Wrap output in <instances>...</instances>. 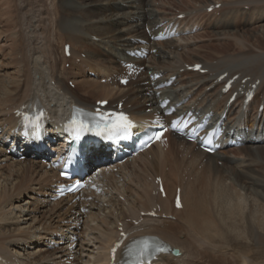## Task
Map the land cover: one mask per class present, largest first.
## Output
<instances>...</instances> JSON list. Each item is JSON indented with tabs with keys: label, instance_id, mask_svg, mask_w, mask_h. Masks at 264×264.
Listing matches in <instances>:
<instances>
[{
	"label": "bare ground",
	"instance_id": "bare-ground-1",
	"mask_svg": "<svg viewBox=\"0 0 264 264\" xmlns=\"http://www.w3.org/2000/svg\"><path fill=\"white\" fill-rule=\"evenodd\" d=\"M18 1L22 2L23 0ZM10 2L11 0H4L5 4ZM218 3L225 5L221 0H57L56 29L57 31L62 29L61 37L68 39L66 42L63 40L62 43L63 55L65 44L69 43L72 47V56L67 58L64 55L66 62L73 63L72 72L66 74L62 71V75L52 73L49 58L40 52L31 57L33 62L31 68L22 67L19 71L17 70L19 72L18 80L12 78L13 81H10L9 85L3 83L0 85V128L2 131L4 130L0 135V223L8 221L15 224V228L11 229L13 237L8 241L9 246L0 247V256L5 260L8 259L10 261L9 263L7 260L8 264H63L64 260L71 255L68 247H59L58 249L41 247L45 233L46 236L50 235L51 240L56 241L58 232L65 235L69 232L77 234L82 239L86 237L85 247L83 240L74 251L76 264H109V251L114 243L120 240L117 230L119 221L124 222V226L129 232L136 230V234L130 236L125 244L133 237L155 235L181 251L179 256H174L171 252L161 254L158 260L151 264H224L216 255L223 250V247H206L210 243L205 244V247H200L201 243L198 244L199 247H192L191 243L201 240L206 242V238L215 240L214 235L224 232L223 222H221L222 214L232 204L218 199L208 201L203 198V194L211 190V185L214 186L220 183L219 181L227 182L222 173L231 174L233 176L231 183L234 185L243 182L259 185L257 182L260 177L255 175L251 164L255 160L258 162L264 160V116H258V110L264 104V46L256 50L245 48L234 50L233 45L227 41L224 44L223 55L212 58L208 53H201L206 50L208 45L201 27V24L203 26L205 24L200 21L198 10L201 8L204 11L206 6ZM235 3L252 6L251 4H264V0H235ZM44 4L46 5L45 0L35 1L33 8L38 7L37 15L30 18L31 23L38 24L39 22L40 24L43 18L41 16ZM18 8L22 12V7L18 6ZM177 10L180 11L177 12ZM194 11L195 14H193ZM240 11L241 9L225 11L220 7L213 11L215 16L220 14L214 19L209 13L211 14L209 17L215 20V29L213 28L215 33L213 34L217 39L233 38L231 32L225 31L224 28L229 22H235L238 19ZM22 13L21 24L27 21L26 15L24 12ZM180 13H187V16L184 19H176ZM165 20L179 23L182 32H190L194 27L200 28L190 36H182V34L178 39L151 43V48L156 49V53L147 60L139 61L141 65L152 70L153 74H163V77L157 80L155 85L161 81H167L171 76H176L172 86L157 90V92H161L158 97L156 94L148 95L155 87L151 82L147 85L137 82L135 88H130V86L122 88L115 86L113 82L112 84L100 82V76L107 78L104 75L106 70L111 69L117 73L122 69L121 61L130 60L127 51L133 47L134 38L148 39V33L144 32L146 26L152 30ZM21 31L19 30V32ZM42 40L41 42H43ZM19 41V39L16 40V43L14 40L16 45L19 44ZM32 44L34 43L32 42ZM79 48L84 49L80 51L87 53V58L79 59L78 63L80 56L77 51ZM232 50L234 51L232 52ZM191 52L197 53L195 56H191ZM10 56L13 55L10 54ZM18 58H20L19 54ZM15 59L17 60V58ZM186 63L190 65L203 63L204 68H208L209 71L205 74L181 72ZM89 70L97 74L95 78L88 75ZM111 70H109L110 73ZM225 72H229V77L240 73L239 82L248 76L251 77V82L257 79L261 80L256 96L248 106L244 107L243 98L238 97L228 111L229 131L233 129L245 137L244 146L231 149H236L237 152L245 151L248 157L230 154L228 149L209 155L194 150L191 144L181 148L182 143L172 138L166 153L163 150L162 152L155 150L159 147H153L140 154L135 160L126 161L121 166H117L119 171L103 180L106 188L105 196L97 198V203L96 200L92 202L89 212L82 213L78 209L75 212L71 211L75 209V204L70 205L73 197L57 202L51 201L52 183L58 177V170L45 169V165L40 160L19 161L7 154V137L11 133V128L16 127L13 111L29 102L45 104L48 107L51 115V120L48 123L50 129L58 127L57 118L70 113L73 105L93 109L98 100L109 99L112 103H117L124 97H127L126 109L137 120L149 117L150 114L146 111L149 106H146V103L156 106L159 104V98H170L171 105L180 104L178 108L180 111L194 108L196 111L204 113L213 112V118L219 119L227 109L226 103L231 95V92L227 95L222 94V84H215L217 77ZM109 76L113 77L112 74ZM66 78L68 81L73 80L76 90L64 83ZM54 80L55 83L52 84ZM78 92L81 93V96ZM82 95L86 97L98 96V98L90 102L84 100ZM141 96L142 99H139ZM131 103L132 106L129 108ZM252 106L255 112L250 119ZM247 127L249 131H246ZM60 146L62 147L63 144ZM179 147L182 150L180 154L187 157L176 158ZM96 153L95 150L94 156H89L90 165L95 161ZM205 158H207L206 162H204ZM138 161H142V163L138 165ZM219 161H223L222 167L218 165ZM233 161L236 165L231 164ZM3 163L10 170L8 174L2 172L3 169L1 171ZM130 163H135L136 167L129 168ZM168 163L171 177L166 180L163 177L168 196L162 198L159 193H156L158 186L153 178L157 174L156 167ZM102 164L104 163L100 161L98 166H104ZM200 165H202L203 171L213 172L221 177L216 182H209L198 177L199 187H192L190 181L184 184L186 175L192 177V173ZM141 171L144 172L143 176L145 175L143 180H140L142 178V175H139ZM173 182L174 191L170 187V183ZM178 187L182 189V209L174 208V196ZM14 192H16V196L12 198L11 194ZM197 194L200 196L197 197ZM121 196L124 197V201L120 199ZM238 202L240 204L242 200ZM64 206L70 209L64 210ZM155 206L162 208L159 218L145 216L139 225L132 229L129 228L132 223L126 222L128 217L137 216L136 218H138V215L143 211H149ZM166 210L168 212L165 213ZM163 213L167 217L173 213L175 218L163 219ZM44 217L46 219L42 222ZM60 218L61 220L70 218L79 221L82 219L83 224L81 228L80 226L70 228L71 224H67L65 229L60 230L58 224ZM45 223L46 227L43 226ZM82 229V233H85L83 236L80 235ZM182 234L186 235V239H181ZM87 245L89 247H86ZM187 245L190 247H186ZM224 261L227 260L224 259ZM240 261L243 264H249V258L246 256L241 257ZM0 264L3 262L0 261Z\"/></svg>",
	"mask_w": 264,
	"mask_h": 264
},
{
	"label": "rangeland",
	"instance_id": "rangeland-1",
	"mask_svg": "<svg viewBox=\"0 0 264 264\" xmlns=\"http://www.w3.org/2000/svg\"><path fill=\"white\" fill-rule=\"evenodd\" d=\"M35 1L34 0H23L22 2H20L18 0H11L10 3L5 4L4 0H0V73H1L0 79L3 80V81L2 80L0 81L4 84H7V83L9 84L10 81H13L12 78H16L18 80L19 69L22 67H27V69L31 68L33 65V62L31 60L32 55H35L36 53H40V52L42 54H45L49 58V62H50L49 64L51 65L50 67H51L52 73L53 72L56 74L60 73V75H62V71H64V73L66 72L67 74V72H72L71 70H73L72 62L71 61L66 62V60L64 59L63 51H62L63 40L66 42L68 39H64L61 37L62 31H63L62 29L59 31H57L56 29V17L55 16L57 15H56L55 9H56L57 0H45L46 8L43 9V13L41 16L43 18L40 24L39 22L38 24L26 23L25 25H22L20 23L21 12L19 11L18 6L24 7V12L28 17L35 16L37 15V9H38L37 6L36 8H33V6H35ZM183 1H186V0H183ZM221 1L225 3V5L221 6L222 10L231 11V10L241 9L240 11L241 14L238 16V19L235 22H229L224 28L225 31L231 32L233 38H228V40L217 39L216 36H214L213 34L215 33L213 32V30L215 29L214 27L215 20L213 19L217 16L214 15L213 11L207 12L206 8L209 6H206L204 10L206 11L205 14L202 13L203 10H201L200 8L198 10L199 11L198 14L200 17V21L201 22L203 21V23L205 24V26L201 24V27L204 32V38L206 39V44L208 45L206 50L201 51V53H208V55L212 58H216L220 55H223L224 44L227 41H229L233 45L234 50H238L239 48L256 50L257 48L264 46V6H263L264 4H258V5L251 4L252 6H250L246 4L238 5L237 3H235V0H221ZM209 13L212 14L213 19L209 17V15H211ZM235 14L238 15L237 13ZM9 26L10 28H8ZM18 29L22 31L19 32ZM146 30L148 31L147 27H146ZM13 32H17L18 34L17 33L14 34ZM22 34L24 35L22 36ZM13 36L15 39L13 38ZM18 39L20 40L18 42L20 46L19 44L18 45L15 44L16 40L18 41ZM41 39H43L42 40L43 42H41ZM32 42L34 44H32ZM12 44H15V45L13 46ZM33 47L35 50L33 49ZM80 50L83 51L84 49L83 48L78 49L77 53L80 57L78 58L77 62H79V59L87 58V54L85 52H81ZM234 50H232V52ZM17 53L19 54L20 58H18ZM196 53L197 52H191L190 55L195 56ZM10 54L13 56H10ZM14 56H16L15 58H17L18 61L14 58ZM26 56H28L27 57L28 59L26 58ZM12 59H14L16 62L13 61ZM22 60H24V62H21ZM55 62L57 63V66ZM11 64H13L14 66ZM20 64L22 65L21 67L19 66ZM26 64L27 66H25ZM16 66L18 67V69L16 68ZM109 70L111 69L106 70L104 73V75L107 78H111L109 74L114 75L116 73L114 70H111V73H110ZM13 71H17V72H13ZM89 72H88V75H90ZM12 74L13 76H10ZM91 78H95V77L92 76ZM100 81L101 83H103L102 80ZM54 82L55 80L52 81V84H54ZM64 83L68 85L69 87H71V89L75 90L76 85H74L72 80L68 81V79L66 78V81H64ZM108 84H112V83H108ZM111 88H114V87H111ZM78 94H80L81 96V93L78 92ZM82 98L84 100L86 99L87 101L93 102L96 98H98V96L96 97L83 96ZM139 99H142V96ZM143 111H145V109H143ZM253 114H254V109H252V115ZM155 150L162 152V150L159 148H156ZM228 152L230 154L234 153L233 155H236L238 157H245V156L248 157L247 153H245V151H242V150L237 152L236 149L234 150L232 149ZM178 156H179L178 157L179 159L182 158L180 154H178ZM222 162L223 161H219V164H218L221 167L224 164ZM141 163L142 161H138L137 164L139 165ZM231 164L236 165L234 161ZM134 166L136 167L135 163H130L128 167L130 168ZM251 168L254 171L255 175H258L260 177V180L257 182L259 185L256 186L255 183H248V182H245V183L243 182V183H239V185H234L231 183L233 182V176L231 174H228V172L226 173L224 172L222 174L227 182L222 183L221 181H219L220 183H217L214 186L211 185V190L203 194V198L208 201H214L218 199L224 202H228L229 204H232V206H230L226 210V212H223L222 214L221 222H223L222 225L224 227V232H221L220 235H214L215 240L206 238L205 239L206 242L204 240H201L200 242H192L191 244L193 246L191 244L190 245L192 247H199L200 245L199 243H201L200 247H203V246L205 247L206 246L205 244L208 245V243H210L209 246H206V247H223V250L220 253H217L216 255L224 264H243V262H241L240 260H241V257H244V256L249 258V264H264V160L261 162H258L257 160H255V162L251 164ZM156 169L157 171L163 170L167 173V174H164L163 176L165 180L168 177H171L170 175L171 170H170L169 163L164 164V165L162 164V166L159 165L156 167ZM171 169H172V166H171ZM202 169L196 168V170L192 173V177L196 178V179L194 178L193 181H190V185L192 187H197V186L199 187L200 184L197 183L198 177L203 178V180L206 179L209 182H216L218 178L221 177V176L218 177L213 172H205ZM200 170L202 171L200 172ZM3 171L6 174H8L9 173L8 171L10 170L7 167H4ZM142 172L143 171H141V173L139 174V175H142L141 176L142 178L140 180L145 179V175L143 176L144 172L143 173ZM184 184H187V181L186 182L184 181ZM170 187L172 191H174V187H175L174 182L170 183ZM199 196L200 195L197 194V197ZM194 197L196 198L195 195ZM240 200H242V203L239 204L238 201ZM69 209H70L69 207L64 206V210H69ZM166 212L168 211L166 210L165 213ZM46 216L48 217L47 214ZM173 216L174 214L170 213L168 218L170 217L172 219ZM138 218H140V215H138ZM128 219L129 218H127L126 220ZM58 224L60 226L59 227L60 230L63 228L65 229L66 225L63 224L64 226H62V224L60 223ZM13 228H15V224L13 222L6 221L4 223L3 222L0 223V247L9 246L8 241L11 239V237H13V234H12L13 230H11ZM82 231L83 229L80 230L81 236L85 234V233H82ZM184 238L186 239V235L182 234L181 239L184 240ZM80 239H81L80 243L84 240L83 243L85 247V243L87 242L86 237L84 239L82 238ZM190 245H187L186 247H190ZM86 247H89V246L87 245ZM224 259L227 261H224Z\"/></svg>",
	"mask_w": 264,
	"mask_h": 264
},
{
	"label": "snow or ice",
	"instance_id": "snow-or-ice-1",
	"mask_svg": "<svg viewBox=\"0 0 264 264\" xmlns=\"http://www.w3.org/2000/svg\"><path fill=\"white\" fill-rule=\"evenodd\" d=\"M24 119L27 120L28 118L25 117ZM100 121L103 122L102 127L101 124L99 123L97 124V128L100 129V131H119V130L127 131L131 127H133L131 122L128 121L127 118L122 114L117 116L115 120H111V121H108L105 119L104 116H101ZM72 124L77 125L81 129L88 128V125H86L83 120H78L76 117L73 118ZM97 134H99V132Z\"/></svg>",
	"mask_w": 264,
	"mask_h": 264
}]
</instances>
